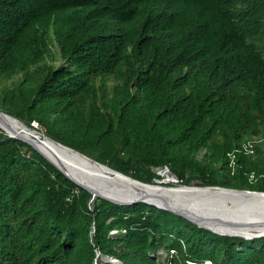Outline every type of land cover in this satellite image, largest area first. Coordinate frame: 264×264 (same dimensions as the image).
Masks as SVG:
<instances>
[{
	"label": "trees",
	"instance_id": "16d2710c",
	"mask_svg": "<svg viewBox=\"0 0 264 264\" xmlns=\"http://www.w3.org/2000/svg\"><path fill=\"white\" fill-rule=\"evenodd\" d=\"M0 86L3 113L138 181L264 192V0H0ZM3 132L0 264H264V237L93 199Z\"/></svg>",
	"mask_w": 264,
	"mask_h": 264
},
{
	"label": "water",
	"instance_id": "95a60500",
	"mask_svg": "<svg viewBox=\"0 0 264 264\" xmlns=\"http://www.w3.org/2000/svg\"><path fill=\"white\" fill-rule=\"evenodd\" d=\"M6 119L15 121L29 133L35 134L34 136L42 142L48 141L74 155L76 158L69 165L87 185H80L72 180L42 151L20 137L18 132L8 125ZM0 128L8 137L34 148L70 181L89 192L93 199L99 197L120 206L145 204L183 217L199 228L224 237L246 240L264 237V192L219 186L178 185L180 183L178 177L171 172L169 175H172L174 179L171 182L155 180L154 184H147L69 148L40 132L34 126L29 127L3 112H0ZM167 183L173 185L166 186Z\"/></svg>",
	"mask_w": 264,
	"mask_h": 264
},
{
	"label": "bare ground",
	"instance_id": "6f19581e",
	"mask_svg": "<svg viewBox=\"0 0 264 264\" xmlns=\"http://www.w3.org/2000/svg\"><path fill=\"white\" fill-rule=\"evenodd\" d=\"M6 122L8 125H10L14 130H16L20 137L28 141L29 143L33 144L35 147H37L40 151H42L49 159H51L59 168H61L72 180L77 182L80 185H87V183L79 178L75 172L74 169L69 165L70 162H73L76 158L74 155H71L70 153L58 148L57 146L51 144L48 141L42 142L39 138L35 137V134L29 133L25 128H22L18 123H16L13 120L6 119ZM2 127L5 128L3 124H1ZM166 173V171L161 172L160 174ZM168 173V172H167ZM170 176V182L173 179L172 175Z\"/></svg>",
	"mask_w": 264,
	"mask_h": 264
},
{
	"label": "rangeland",
	"instance_id": "374dc122",
	"mask_svg": "<svg viewBox=\"0 0 264 264\" xmlns=\"http://www.w3.org/2000/svg\"><path fill=\"white\" fill-rule=\"evenodd\" d=\"M57 65H58V63H57ZM0 90H1V86H0ZM0 112H2L1 110H0ZM1 129V128H0ZM37 130H38V128H36ZM2 130V129H1ZM4 134H6L5 132H3ZM163 171H165V169H162L161 170V172H163ZM155 172L157 173V174H160V170H155ZM160 177H161V180H159V181H166V180H170V176H168V173L166 172V173H163V174H160ZM197 182H195V183H193V185L194 184H196ZM166 186H172L173 184H171V183H167V184H165ZM177 185V184H176ZM168 258H169V256H168V254L165 252V251H163V250H161L160 252H159V259H160V262L162 263V264H164V263H167V261H168ZM100 261L102 262V263H112V264H119L118 262H115L114 260H112V259H109V258H105V257H100Z\"/></svg>",
	"mask_w": 264,
	"mask_h": 264
},
{
	"label": "built area",
	"instance_id": "2783aa9c",
	"mask_svg": "<svg viewBox=\"0 0 264 264\" xmlns=\"http://www.w3.org/2000/svg\"><path fill=\"white\" fill-rule=\"evenodd\" d=\"M33 126L35 128H38V124L37 123H33ZM244 150L247 151V152H253L252 149H253V145L252 143H247L246 145L243 146ZM230 158H231V163H234V158H235V155L234 154H231L230 155ZM165 171L169 173V170L167 168H165ZM251 178H253V176H251ZM91 209V208H90ZM117 232L114 231L112 232V234H116ZM98 257H102L100 253H97ZM207 264H212L211 262H207Z\"/></svg>",
	"mask_w": 264,
	"mask_h": 264
}]
</instances>
